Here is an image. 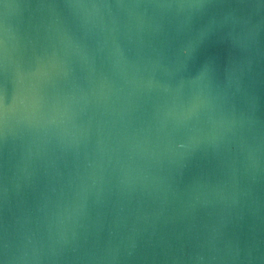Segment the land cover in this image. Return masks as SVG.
Segmentation results:
<instances>
[{
  "label": "water",
  "instance_id": "1",
  "mask_svg": "<svg viewBox=\"0 0 264 264\" xmlns=\"http://www.w3.org/2000/svg\"><path fill=\"white\" fill-rule=\"evenodd\" d=\"M7 2L33 7L9 10L6 83L0 73V96L6 92L9 106V191L7 204L0 191V223L31 230L46 246L59 247L66 238L64 264H86L72 257L129 238L145 254L155 253V264H173L174 256L193 264L188 257L214 227L223 232L221 246L237 236L248 242L255 230L264 237V178L251 180L235 141L219 153L207 144L183 158L164 151L197 123L172 106L173 97L187 103L206 96L210 79L219 93L222 71L178 60L174 44L141 10L115 7L132 0H92L113 7L99 15L88 10L86 26L68 9L36 8L41 0ZM2 25L0 6V36ZM209 56L222 63L227 51L212 45L200 59ZM252 88L259 98L255 117L264 121V61L252 74ZM21 90L26 108L13 101ZM222 104L217 99L211 113L201 109L198 126L210 131L212 114L222 130ZM3 152L0 147V162ZM233 167L239 187L251 192L229 212L216 201H230Z\"/></svg>",
  "mask_w": 264,
  "mask_h": 264
},
{
  "label": "clouds",
  "instance_id": "2",
  "mask_svg": "<svg viewBox=\"0 0 264 264\" xmlns=\"http://www.w3.org/2000/svg\"><path fill=\"white\" fill-rule=\"evenodd\" d=\"M3 8L2 36H0V73L5 83L9 72L8 36L10 32L9 10L33 7L31 4H16L0 0ZM40 9H68L79 18L85 26L88 23V10L99 15L100 9H109V3H96L92 0H41L34 5ZM117 8L139 9L141 16L151 24L155 31L166 36V42L174 44L176 58L185 63L199 60L209 71L220 70L225 74V83L221 91L214 93L213 81L210 79L207 95H197L185 103L179 95L172 99V106H179L185 113V119L195 118L197 123L186 125V137L170 140L164 151L180 157H189L202 144H207L219 153L224 143L236 142V147L244 156V171L254 182L264 174V121L255 117L258 107V96L252 88V74L255 68L264 61V0H132L130 3H119ZM102 19V18H101ZM222 45L227 57L221 63L215 56L200 59L201 54L212 45ZM18 79L23 83V74L17 70ZM220 99L223 104L219 113L222 130L216 128L217 119L210 114L213 127L205 131L198 126L200 110L211 109L214 102ZM6 92L0 96V147L4 148L0 162V191L5 204L8 198V142L9 106L6 103ZM14 104L27 107L28 96L23 90L14 96ZM27 119V117H25ZM237 169L233 167V193L230 201L221 196L225 210L231 211L240 207V197L248 196L251 187L241 189L236 179ZM205 204L215 203L204 201ZM82 207V205H81ZM239 214V213H238ZM227 221L222 219L221 227ZM256 234L242 243L237 236L224 242L221 246L223 232L214 227V235L199 246V251L188 257L193 264H264V237ZM55 245L46 246L31 230L19 231L11 228L4 221L0 223V264H64L66 238H61ZM76 249H73L75 252ZM73 260H83L86 264H155L157 255L145 254L143 246L134 238L127 242L109 241L103 248L84 256H73ZM173 264H183L184 257L174 256Z\"/></svg>",
  "mask_w": 264,
  "mask_h": 264
}]
</instances>
